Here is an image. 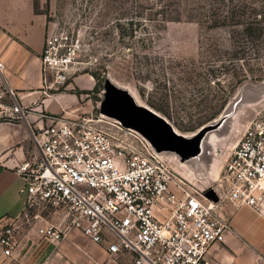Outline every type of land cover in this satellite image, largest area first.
<instances>
[{"label":"built area","instance_id":"built-area-1","mask_svg":"<svg viewBox=\"0 0 264 264\" xmlns=\"http://www.w3.org/2000/svg\"><path fill=\"white\" fill-rule=\"evenodd\" d=\"M81 47L80 37L49 27L40 55L45 93L59 90L76 73ZM4 67L0 60V73ZM23 120L37 152L16 168L24 179V207L0 228V264H22L19 233L34 227L55 247L79 229L131 264H212L210 247L232 228L225 205L264 203V116L251 120L214 185L207 186L176 169L170 156L180 160L177 155L158 150L119 118L39 109L2 84L0 122ZM42 207L55 209L62 221L37 223L40 212L31 211Z\"/></svg>","mask_w":264,"mask_h":264},{"label":"rangeland","instance_id":"rangeland-1","mask_svg":"<svg viewBox=\"0 0 264 264\" xmlns=\"http://www.w3.org/2000/svg\"><path fill=\"white\" fill-rule=\"evenodd\" d=\"M43 5L50 28L82 42L78 69L59 90L80 72L94 76L91 113L99 115L106 84L126 88L178 132L196 137L198 159L182 164L194 181L214 185L225 153L251 120L264 116V0H48ZM35 212L39 224L62 221L53 208Z\"/></svg>","mask_w":264,"mask_h":264},{"label":"crops","instance_id":"crops-1","mask_svg":"<svg viewBox=\"0 0 264 264\" xmlns=\"http://www.w3.org/2000/svg\"><path fill=\"white\" fill-rule=\"evenodd\" d=\"M47 1L0 0V60L5 64L0 73V86L10 85L22 103L34 104L39 109L53 113L65 110L67 115L89 113L95 106L91 92L97 84L92 75L80 72L64 89L44 92L40 55L50 27L48 11L43 5ZM76 86L80 91L74 89ZM32 117L40 120L37 113ZM231 150L225 153L224 160ZM34 152L37 147L27 120L0 122V223L23 210L20 188L24 179L16 168ZM182 163H175L176 168L190 172ZM225 210L230 215L232 228L224 241L210 247L208 261L212 264H264V203L259 208L227 203ZM19 238L18 258L22 264H38L45 259L49 264H123L125 256L109 254L103 245L93 242L76 228L56 247L41 240L36 227L22 228Z\"/></svg>","mask_w":264,"mask_h":264},{"label":"water","instance_id":"water-1","mask_svg":"<svg viewBox=\"0 0 264 264\" xmlns=\"http://www.w3.org/2000/svg\"><path fill=\"white\" fill-rule=\"evenodd\" d=\"M104 95L101 101L102 112L139 130L158 150L175 154L182 162L189 163L198 159L201 152L196 137L178 132L164 116L147 105L138 103L126 88L108 82Z\"/></svg>","mask_w":264,"mask_h":264},{"label":"bare ground","instance_id":"bare-ground-1","mask_svg":"<svg viewBox=\"0 0 264 264\" xmlns=\"http://www.w3.org/2000/svg\"><path fill=\"white\" fill-rule=\"evenodd\" d=\"M155 111V110H154ZM158 113V112H157ZM218 123H216V124H214V125H217ZM178 131V130H177ZM212 142V141H211ZM217 149H218V147H217ZM177 169V168H176ZM178 171H181V170H179V168L177 169ZM182 172V174H184L185 176H189V175H187L186 173H184L183 171H181Z\"/></svg>","mask_w":264,"mask_h":264},{"label":"trees","instance_id":"trees-1","mask_svg":"<svg viewBox=\"0 0 264 264\" xmlns=\"http://www.w3.org/2000/svg\"><path fill=\"white\" fill-rule=\"evenodd\" d=\"M97 86H98V84H96V86L94 87V89H95V88H97ZM94 89H93V90H94ZM77 91H80V90H79V89H77Z\"/></svg>","mask_w":264,"mask_h":264}]
</instances>
